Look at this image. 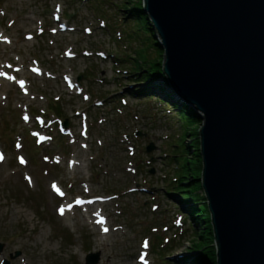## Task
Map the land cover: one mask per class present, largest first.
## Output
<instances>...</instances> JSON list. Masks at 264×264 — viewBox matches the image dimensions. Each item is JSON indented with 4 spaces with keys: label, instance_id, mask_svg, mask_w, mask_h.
Here are the masks:
<instances>
[{
    "label": "rangeland",
    "instance_id": "374dc122",
    "mask_svg": "<svg viewBox=\"0 0 264 264\" xmlns=\"http://www.w3.org/2000/svg\"><path fill=\"white\" fill-rule=\"evenodd\" d=\"M139 1L0 0V264H194L202 227L172 184L204 120L134 79L162 56Z\"/></svg>",
    "mask_w": 264,
    "mask_h": 264
},
{
    "label": "water",
    "instance_id": "95a60500",
    "mask_svg": "<svg viewBox=\"0 0 264 264\" xmlns=\"http://www.w3.org/2000/svg\"><path fill=\"white\" fill-rule=\"evenodd\" d=\"M142 5L161 40L173 102L204 120L201 181L216 264H264V0ZM100 260L91 254L86 264Z\"/></svg>",
    "mask_w": 264,
    "mask_h": 264
},
{
    "label": "trees",
    "instance_id": "16d2710c",
    "mask_svg": "<svg viewBox=\"0 0 264 264\" xmlns=\"http://www.w3.org/2000/svg\"><path fill=\"white\" fill-rule=\"evenodd\" d=\"M142 7L143 5L141 0L135 5V7L128 9L127 12L129 14V18L149 23L147 16L142 12ZM149 26L150 30L153 32V35L156 37V31L153 29L150 23ZM161 50V59H163L164 50L162 48ZM161 59L159 61H156L155 63H148V61H146L145 65L149 66L148 69H145L146 66H143V63L139 62L137 64H134V70L132 73L134 79L139 81V79L141 78L140 80L148 81L151 80V78L154 80L162 77L163 61ZM167 103L173 105L175 108L177 107L176 103L173 104L170 101H168ZM59 110L60 109L58 108L55 110V112L59 113ZM179 114L183 118H187L190 124L196 122L195 120L197 117L195 113L190 109L181 107V109L179 110ZM199 139L200 138H196V142L195 139L192 140L196 143V146L191 143V146L187 147V150L192 149L193 158H189V161H187V158L185 156L186 163L183 168L186 173H189L188 175L190 176V178L186 176H180V178L178 177L176 179V183L172 184V188L173 190L183 194L185 203L189 205V216H193V219L195 221L194 226L198 225L202 227V230L199 232V236L195 239L192 246L193 249L196 250V255L193 259L194 264H216L217 256L214 246V233L211 214L208 208V204L206 203V198L202 195L203 189L200 180L202 176V157L200 154ZM194 159H196L197 161H194Z\"/></svg>",
    "mask_w": 264,
    "mask_h": 264
},
{
    "label": "bare ground",
    "instance_id": "6f19581e",
    "mask_svg": "<svg viewBox=\"0 0 264 264\" xmlns=\"http://www.w3.org/2000/svg\"><path fill=\"white\" fill-rule=\"evenodd\" d=\"M30 21L28 20V22H25V21H23V25L25 26L24 28H22V26L21 27H19V26H16V22H15V20H12V26H11V29H9V30H12V32L13 33H20L21 31H22V29L24 30L27 26H28V23H29ZM22 28V29H21ZM26 35L27 34H25L24 35V37L26 38ZM4 44L2 43V41L0 40V50H1V47H4L3 46ZM93 217H95V219H103V215L102 214H98V215H94ZM103 221V220H102ZM101 221V222H102ZM102 223H104V222H102ZM105 233L107 234L108 233V230L107 231H105ZM141 264H144L143 262H141Z\"/></svg>",
    "mask_w": 264,
    "mask_h": 264
},
{
    "label": "snow or ice",
    "instance_id": "6c2138e0",
    "mask_svg": "<svg viewBox=\"0 0 264 264\" xmlns=\"http://www.w3.org/2000/svg\"><path fill=\"white\" fill-rule=\"evenodd\" d=\"M105 231H107V229H105Z\"/></svg>",
    "mask_w": 264,
    "mask_h": 264
}]
</instances>
